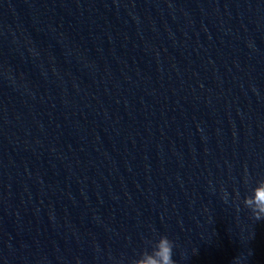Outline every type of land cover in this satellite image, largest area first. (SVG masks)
<instances>
[{
  "label": "water",
  "instance_id": "obj_1",
  "mask_svg": "<svg viewBox=\"0 0 264 264\" xmlns=\"http://www.w3.org/2000/svg\"><path fill=\"white\" fill-rule=\"evenodd\" d=\"M0 264H264V0H0Z\"/></svg>",
  "mask_w": 264,
  "mask_h": 264
},
{
  "label": "clouds",
  "instance_id": "obj_2",
  "mask_svg": "<svg viewBox=\"0 0 264 264\" xmlns=\"http://www.w3.org/2000/svg\"><path fill=\"white\" fill-rule=\"evenodd\" d=\"M251 196H255V192L254 190L249 194ZM255 203L253 204V206H249L251 212L253 213L254 216H256V209L254 207ZM162 236V235H161ZM161 236L158 239H155L151 242V250L145 249L141 254H140V258L139 259H146L147 257L144 255L145 252H147L149 255H156V249L159 247V240L161 238ZM171 256H172V252H171ZM138 259V260H139ZM157 259H159V257H157Z\"/></svg>",
  "mask_w": 264,
  "mask_h": 264
}]
</instances>
